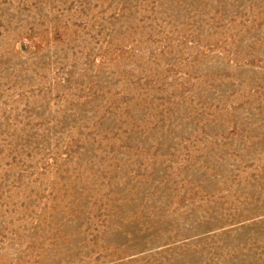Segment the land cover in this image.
<instances>
[{
	"label": "rangeland",
	"instance_id": "1",
	"mask_svg": "<svg viewBox=\"0 0 264 264\" xmlns=\"http://www.w3.org/2000/svg\"><path fill=\"white\" fill-rule=\"evenodd\" d=\"M0 264H264V0H0Z\"/></svg>",
	"mask_w": 264,
	"mask_h": 264
}]
</instances>
